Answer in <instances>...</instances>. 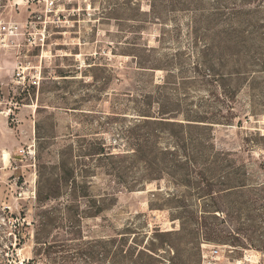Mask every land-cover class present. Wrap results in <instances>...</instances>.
Segmentation results:
<instances>
[{
  "label": "rangeland",
  "instance_id": "374dc122",
  "mask_svg": "<svg viewBox=\"0 0 264 264\" xmlns=\"http://www.w3.org/2000/svg\"><path fill=\"white\" fill-rule=\"evenodd\" d=\"M10 23L0 264H264V0H0Z\"/></svg>",
  "mask_w": 264,
  "mask_h": 264
},
{
  "label": "built area",
  "instance_id": "2783aa9c",
  "mask_svg": "<svg viewBox=\"0 0 264 264\" xmlns=\"http://www.w3.org/2000/svg\"><path fill=\"white\" fill-rule=\"evenodd\" d=\"M54 1L55 0H45V11L48 13H51L54 11ZM36 19H30L27 20L24 24H23V36L24 39L27 43V45L29 46H34V47H42L45 44V31L42 29H39L37 27V23L39 22V18L40 16L38 14H36L34 16ZM18 25L14 24V23H10V24H3L2 26H0V30L4 31L5 33H1L0 32V41L4 42V40L6 39V37L9 35H16L17 34V29H18ZM28 68V66H25L23 64V62L19 61L16 65L15 68V80L18 81L19 83H24L27 79L26 75H25V70ZM32 78H37L36 75H32ZM33 82H36L35 80ZM214 252H217V250H215ZM20 264H24L23 261H20Z\"/></svg>",
  "mask_w": 264,
  "mask_h": 264
},
{
  "label": "trees",
  "instance_id": "16d2710c",
  "mask_svg": "<svg viewBox=\"0 0 264 264\" xmlns=\"http://www.w3.org/2000/svg\"><path fill=\"white\" fill-rule=\"evenodd\" d=\"M159 113L162 115V116H160V118H161L160 120H151L153 122L150 121L148 123H150V124H159V123H161V124H164L166 126H169L170 129L176 128V131L169 129V132H171V134L173 136L177 137L180 141H185L186 140L185 134L189 133L188 129L194 127L193 125H198L196 123H198V122H210V123H213V121H209V120L207 121V119H208L207 116H201L199 114H195L194 116H192V115L191 116H187V117L185 116L184 117L185 121H169V120L163 119V118H166V117H164V115H166L167 112L159 111ZM141 115L151 116L149 114H141ZM198 143L201 144V142H198ZM181 146L184 147L185 144L182 143ZM100 151H101L100 153H104V148H100ZM195 163L196 162L192 158H190V156L187 155V156H185L184 163H182L180 165V170L179 171H183V172L185 171L186 174H189L190 170L187 169L189 167V164L191 165V164H195ZM198 173H201V172H198Z\"/></svg>",
  "mask_w": 264,
  "mask_h": 264
}]
</instances>
